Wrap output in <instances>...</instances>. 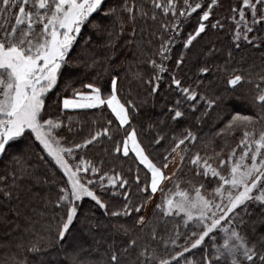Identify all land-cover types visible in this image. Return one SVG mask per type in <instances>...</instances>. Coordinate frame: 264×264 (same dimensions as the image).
<instances>
[{"label": "snow or ice", "instance_id": "snow-or-ice-1", "mask_svg": "<svg viewBox=\"0 0 264 264\" xmlns=\"http://www.w3.org/2000/svg\"><path fill=\"white\" fill-rule=\"evenodd\" d=\"M217 2L148 0L147 4L137 7L135 0H116L114 5L106 7L107 0H0V20L3 21L0 23V159L8 158L12 164L11 182L6 176L0 180V199L15 200L23 209L41 216L49 210L60 213L54 235L48 230L47 234H33L27 245L21 240L16 246L26 248V254H13L0 260V264H45L43 257L37 262L28 255L38 256L44 250L42 244L54 248L57 255L64 253L70 264H122V258L129 250H135L137 241L131 239L120 247L114 244L106 247V260L104 256L80 260L79 254L86 250L85 244L82 242L67 248L65 245L82 217L90 222V234L101 226L99 222L91 224L94 214L85 213L86 201L103 210L105 215L116 218L141 213L158 190L164 191L162 183L172 179L165 171L170 167L169 160L175 163V157L187 151L182 146L197 140L196 135L185 130L179 138H172L170 151L167 155H160L157 163V157L149 148L155 151L163 145L167 139L163 129L153 134L158 122H153L151 117L140 123L139 130L134 126L148 106L149 98L160 92L165 73L169 74L167 87L171 90L174 86L179 93L174 106L167 109L172 120L185 118L188 111L195 117L198 100L206 103L205 111L198 119L204 118L208 108L224 103L225 97L220 93H215L212 98L199 94V87L204 86L201 77L209 78L213 74L207 62L199 68L196 90L184 86L180 75L186 61L183 50L190 51L194 41L210 30L223 29L222 21L217 19L213 23ZM157 12L164 21L159 29L137 27L138 21H143L144 25L149 21L155 24ZM231 12L235 22V47L239 49L241 40L259 47L256 41L260 37L256 34L264 30V0H241ZM9 19H14V23L10 25ZM127 25L132 28L123 44H119ZM186 28L189 29L187 32ZM153 41L159 44L157 54L160 57L159 64L155 59L148 61L154 75L145 80L141 72H131L129 57L125 56L124 64L128 65V70L122 77L116 64L120 52L126 49L135 61L137 54ZM177 47L181 51L174 61L176 71H170L166 61L172 59V52ZM207 54L214 56L216 49L208 47ZM228 56L231 58L232 53L229 52ZM75 69H81V75L92 74L88 83L80 80L81 89L72 86L78 79ZM122 79L128 80V98H124L125 93L121 90ZM243 79L241 74L233 72L226 83L234 90ZM134 84L147 87L144 99L132 98ZM207 87L212 89L211 79ZM256 88L258 94L254 100L264 107V88L260 84ZM69 89L71 95H64ZM136 95L139 97L140 92L137 91ZM182 103L187 104L188 109L181 110ZM152 106L155 107L154 100ZM66 110H99L101 115L105 111L110 115L82 143L66 146L65 128L69 133L73 132L71 123L65 125L61 118L62 111ZM52 111L57 113L55 117L51 115ZM260 118L264 119V116ZM254 122L253 116L236 112L227 118L225 127L231 129ZM105 140L112 145L110 150H105L116 155L117 159L132 158L137 162L134 174L130 168L126 178L123 172L113 168L109 175L91 161L84 160L77 151L102 144ZM239 147L242 152L238 159L233 160L236 156L233 149L227 160L219 161L220 168L230 167L227 175L207 159L202 162L199 154L192 157L191 164L202 169L197 175H210L218 182L211 199L205 198L198 188L194 197L180 193L177 201L166 199L163 205H156L165 216L174 212L183 214L186 227L189 221L198 225V231L186 237L184 245H177L180 238L177 232L176 239L171 242L174 249L181 250L165 259L156 257L155 250L149 253L145 247L136 261L129 264H155L157 260L158 264H181V260L184 264H264V132L255 139L245 131ZM180 159L182 162L184 156L180 155ZM142 171L145 174L143 182ZM89 172L91 176L82 175ZM130 179L145 196L143 203L130 201ZM53 189L56 191L54 200L51 196ZM108 192H113V198L117 195L123 197L122 210L110 209L109 203L102 198ZM16 215H21L20 208L16 209ZM27 218L33 222L31 215ZM134 219V227L143 230L147 225L142 215ZM114 230L127 235L129 227L119 224ZM217 232L223 233L222 245L216 244L214 234ZM206 238L213 240L211 257L205 255L199 262L189 260L185 254L200 248ZM151 239H156L155 229ZM93 242L99 248L94 236Z\"/></svg>", "mask_w": 264, "mask_h": 264}, {"label": "trees", "instance_id": "trees-1", "mask_svg": "<svg viewBox=\"0 0 264 264\" xmlns=\"http://www.w3.org/2000/svg\"><path fill=\"white\" fill-rule=\"evenodd\" d=\"M129 2H131V0H129ZM135 2L137 7H139L141 4H147L148 0H135ZM115 3L116 0H107L106 7L108 5H114ZM238 5H240V0H218L217 5L213 10V23L217 19L222 21L224 25L223 29L210 30L206 35H203L202 38H198L197 41H194V46L190 51L183 50L186 61L184 67L180 70L182 81L185 83H183V85L196 90L199 83L198 77H200L199 68L203 66L204 62H207L208 66L212 69L213 74L209 78L201 77V79H204V86L199 87V94L200 96L212 98L215 93H220L225 97L224 103L220 104L218 107L208 108L207 114L204 118L198 119L206 108L205 101L198 100L196 102L198 110L195 117L191 115L189 118L174 121L170 118L168 111L165 109V101L167 100V97H170V101L167 105L170 104L171 100L173 101L174 99L175 101L179 98V93L174 89V86L173 89H171L172 93L171 91L164 92V89L161 88L160 92L157 93L158 96L149 98L148 106L140 113L134 126L139 130L140 123L146 121L148 117H151L153 122H158L157 126L153 128V134H156L160 128L163 129V134L167 137L163 145L157 147L155 151H153L152 147L149 148V151L157 157V163H159L160 155H167L170 151L172 138H179L185 130H190L196 135L197 140L194 143H188L182 146L187 149L185 153L180 154L184 156V160L181 162L179 155L180 165L178 163V170L175 175H173L172 179L166 182L163 186L164 191H159L155 197L153 205L145 217L147 225L143 230L134 227V217L137 215L143 216L146 206L139 214L133 212L132 217L121 216L120 218H116L110 215H105L103 210L96 208L92 202H85L83 206L85 213L89 216L94 214V219L91 221V224L99 222L101 226L96 229L94 233L90 234L89 221L84 220L82 217L76 223L72 235L67 238L68 243L65 247L67 248L69 245L78 246L83 242L86 250L79 254L80 260H87L90 258L99 259L101 256H104V250L109 245L114 244L117 247H120L131 239L137 241L136 248L135 250L130 249L128 255L122 258V264L135 262L137 255L145 247H147L149 253H152L153 250H155V255L158 258H170L175 254V251L181 250L178 247L174 249L171 242L173 239H176L177 232L180 234V238L176 241L177 245H184L185 238L189 237L193 231H198V225H196L195 222H193V224L188 223L186 227L185 220L182 216L176 214L165 216L160 209L156 208L157 204L163 205V200L170 184L174 185L175 178L181 180L182 175L187 173L193 177V180L185 184L183 188L184 190L195 193L196 189L199 188L200 191L205 190V193L208 196H212L214 189L218 186L216 178L211 177L210 175L208 177L197 175V172L202 171V169L191 164L192 157L199 154L202 158V162L204 159H207L213 167H217L222 174H225L229 166L220 168L219 161L221 159L227 160L233 149L236 151L241 150L239 145L244 132L248 131L255 139L260 136L261 132H264V119L260 118L264 116V107L260 106L254 100L258 94L256 85L260 84L261 88H264V79H262V77H264V43H261V40H264V30H260L256 34L260 37V39L256 41V43L260 45L259 47L249 45L241 40L240 47L237 49L233 40L235 22L232 19L231 8L232 6L237 7ZM158 21L159 24H152V22L149 21L148 25H144L143 21H138L137 27L139 28L142 26L147 29L151 26L152 29H159L160 24L164 22L159 12H157L156 22ZM0 23H3V21L0 20ZM8 23L10 25L13 24L14 19H9ZM257 27L259 28L260 26ZM131 28L132 25H127L123 36L118 41L119 44H123ZM188 30L189 29L186 28L185 32ZM145 35H147V31L145 32ZM105 39H107V37H105ZM158 47V42L153 41L150 46L145 47L142 53L137 54L135 61L131 59V54L128 53L126 49L120 52L116 64L117 67L121 69L122 77L124 72L128 70V65L124 64L125 56L129 57L131 72H141L144 75L145 80L153 76L154 72L148 61L150 59L158 60ZM208 47H214L216 49V54L214 56L207 54ZM180 51V48H175L172 52V61H166V66L171 67L170 71H176L174 60L177 53ZM229 52L232 53V56L227 61ZM81 71V69L74 70L75 76L78 77V79H75V83L72 86L77 89L82 88L80 80H83V83H88L92 76L91 73L81 75ZM233 72L241 74L244 77L241 85L236 86L234 90L226 83V79L230 78ZM209 79L212 81L211 90L207 87ZM169 83L168 76L164 74L162 85H168ZM62 86L63 85H61V87ZM120 86L122 92L125 93L124 98H128V80L122 79ZM147 90V87L143 85L134 84L132 98L137 99L138 101L144 99L143 94L147 92ZM137 91L140 92L139 97L136 95ZM64 95L70 96L71 89H69L67 93H64ZM152 100H155V107L152 106ZM181 110H184L183 104L181 105ZM236 112H239L241 115L253 116L255 122L246 126L242 125L231 129L226 128L225 124L227 118H230V115L235 114ZM51 115L55 117L57 113L52 111ZM109 115L110 114L107 111L101 115L99 110L62 111L61 118L64 119L65 125L71 123L73 128V132L71 133L65 128L64 135L67 137L65 142L66 146L73 143H82L89 137L90 132L99 129V125L103 124L106 119L109 118ZM143 138L144 133L141 135V139ZM147 142L148 141L146 140L145 143L147 144ZM111 148L112 145L105 140L102 144L89 145L87 148H82L77 151L84 160L91 161L109 175L112 174L111 170L113 168H115L117 172H123L126 178L130 168L134 174L138 166L137 162L132 158L117 159L116 155L110 154L105 150H110ZM33 159L35 158L33 157ZM171 161L172 160L169 161V164ZM57 174L62 175V173ZM82 175L91 176L92 174L89 172L82 173ZM5 176L10 183L12 179V164L8 158L0 159V180H3ZM140 177L143 182L145 179L143 171L140 173ZM201 185H204V187L201 188ZM141 186H143V184ZM128 191L132 203L139 204L144 202L145 196L139 192L135 187L134 181L131 179ZM51 196L54 200L56 197L55 189H53ZM102 198L109 203L111 210H122V196L117 195L113 198V192H108L104 193ZM37 207L39 209L40 206L37 205ZM17 208H20L21 210V215L19 217L16 215ZM89 209H91V212L88 211ZM25 213H27V215ZM28 215L32 216V223L28 221ZM59 215L60 213H54L49 210L41 216L37 213L28 212L23 209V207L18 205L15 200L9 202L0 199V260H4L6 257H10L13 254H16L17 256L25 255L26 248H17L16 245L20 243L21 240L27 245L32 239L33 234H47L48 230H51L52 235H54L57 223L56 218ZM119 224H126L129 227L127 235L122 232L117 233L114 230V226H118ZM153 229L156 231L155 240L151 239ZM93 236L99 243V248H97L96 244L93 242ZM165 243L167 246H165ZM212 247L213 240L206 238L200 248L194 249L191 254L186 253L185 255L187 257H204L205 255L211 257ZM42 249L44 250H42L38 256L28 254L29 259L38 262L39 259L43 257L45 264H70V261L67 260L64 253L57 255L54 248H46V245L43 244ZM53 257H55V259H53ZM104 259L106 260L107 256H104ZM155 264H158V260Z\"/></svg>", "mask_w": 264, "mask_h": 264}, {"label": "rangeland", "instance_id": "rangeland-1", "mask_svg": "<svg viewBox=\"0 0 264 264\" xmlns=\"http://www.w3.org/2000/svg\"><path fill=\"white\" fill-rule=\"evenodd\" d=\"M240 4H241V0H240ZM232 8H234V6H232ZM232 8H231V9H232ZM232 16H233V14H232ZM237 19H238V16H237ZM156 23L159 24V21L156 22ZM228 60H229V57H227V61H228ZM171 61H172V59H171ZM174 61H175V60H174ZM159 62H160V57H158V60H157V63H158V64H159ZM168 68H169V70H171V67H168ZM165 75L168 76L169 74H168V73H165ZM182 82H183V81H182ZM183 83H184V82H183ZM184 84H185V83H184ZM161 88L164 89V92H165V91H166V92L171 91V90H169V88L167 87V85H162ZM164 92H163V94H164ZM171 93H172V91H171ZM165 94H166V93H165ZM156 96H158V95L156 94ZM133 99H134V98H133ZM154 101H155V100H154ZM169 101H170V97H167V100L165 101V109H166V110H167L168 108L174 106V99H173V101L171 100V102H170L169 105H167V104L169 103ZM152 102H153V100H152ZM182 104H183V103H182ZM183 105H184V110H185V109H188V105H187V104H183ZM191 115H192V114L188 111L187 114H186V116H185V118H189ZM197 115H198V114H197ZM257 139H259V137H258ZM241 152H242V149L239 150V151H236V156L233 158L234 161H235L236 159L239 158V156L241 155ZM169 161H170V160H169ZM247 162L250 163V160L247 161ZM179 165H180V163H179ZM179 165H178V166H179ZM178 166H177L173 171H171V172H170L168 169H166L165 171H166L167 175L170 176V177H173V174H175L176 171L178 170ZM229 171H230V167L226 170L225 175H227ZM177 179H178V178H175V179H174V185H171V184H170V186H169V188H168V190H167V193H166V195H165V198H164V200H163V204H164V201H165L166 199H172L174 202L177 201V200L180 198V196H179L180 193H187L190 197H194V196H195L196 192H195V193H193V192H187L186 190L183 189L186 183H188V182H190V181L193 180V177H192L191 175L185 173V174L182 175L181 180H177ZM166 182H168V181H166ZM166 182L162 183V185H161L162 188H163V186L166 184ZM176 187H177V188H176ZM159 191H160V190H158L157 193H156V194L150 199V202L147 203L146 208H145V212H144V214H143L144 217H146L148 211H149L150 208L152 207V205H153V201H154L155 197L157 196V194L159 193ZM200 192H201V194H202L203 196H205V198H209V199L212 198V196H208V195L205 193V192H206L205 190H202V191H200ZM190 193H192V194H190ZM217 202H219V198H217ZM173 214H175V212H174ZM176 215H177V214H176ZM179 216H182L184 220L186 219V218L183 216V214H180ZM188 223L193 224V221H189ZM214 235L216 236V239H217V240H216V244H217V245H222V242H223V233H219V232H217V233H215ZM211 251H212V249H211ZM202 258H203V257H188L189 260L196 261V262L201 261ZM209 258H210V257H209ZM181 264H184V261H183V260H181Z\"/></svg>", "mask_w": 264, "mask_h": 264}, {"label": "bare ground", "instance_id": "bare-ground-1", "mask_svg": "<svg viewBox=\"0 0 264 264\" xmlns=\"http://www.w3.org/2000/svg\"><path fill=\"white\" fill-rule=\"evenodd\" d=\"M178 163H179V155H177V156L175 157V163H173V161H171V163H170V167L168 168L169 171H170V172L173 171V170L176 168V166L178 165Z\"/></svg>", "mask_w": 264, "mask_h": 264}]
</instances>
